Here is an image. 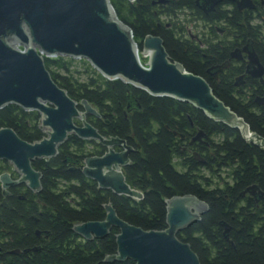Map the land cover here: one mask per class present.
Returning a JSON list of instances; mask_svg holds the SVG:
<instances>
[{"label":"trees","instance_id":"obj_1","mask_svg":"<svg viewBox=\"0 0 264 264\" xmlns=\"http://www.w3.org/2000/svg\"><path fill=\"white\" fill-rule=\"evenodd\" d=\"M156 1L109 0L117 19L130 29L138 52L143 51L142 42L147 36L159 38L170 62L204 79L214 96L241 118L252 134L264 140V110H254V97L243 92V88L234 87V79L243 72V67L237 65L217 80L207 73L227 61L230 52L248 38L260 41L257 27L248 24L254 17L232 13L238 37L230 43L210 39L200 47L188 35L187 27L192 21L183 16L184 11L194 9V0H169L165 6L155 4ZM216 15L210 24L225 18L219 12ZM255 51L264 57V45ZM43 62L51 79L78 104L79 111H83L79 105L83 100L96 110L99 118L87 116L86 122L102 137L117 139L127 148L129 163L121 171L128 186L141 193V199L101 190L86 179L82 175L84 160L100 157L106 149L97 142L68 135L58 147L56 157L31 163L41 174V190L32 193L21 184L9 191L10 204L18 207L13 210L0 207V242L7 237V231L12 238L22 241L16 245L17 249L39 250L2 261L4 252L11 249L7 242L1 247L0 264H134L129 260L107 261L117 255L116 228H111L104 238L86 241L74 233V226L104 221V206L109 204L121 221L146 232H162L167 229L166 202L188 195L205 202L209 210L177 232L176 238L190 247L200 264H264V248L239 246L234 251L216 229L218 219L224 218L222 193L226 190V187L219 189V181L222 177L235 181L231 190L235 196L238 189L251 184L264 190V150L246 142L238 130L207 118L189 103L152 96L119 79L107 80L85 61L81 62L90 72L85 79L74 76L72 58L43 57ZM40 118L36 111L7 105L0 109V129H11L19 139L33 144L44 137ZM74 123L80 125L78 121ZM198 132L204 134L209 148L194 145L192 153L183 152L184 141ZM181 135L185 140L180 139ZM193 153L204 163L195 160ZM10 171L7 163L1 161L0 176ZM2 197L0 184V204ZM24 214L28 216L26 222ZM35 229L42 232L40 240L33 235Z\"/></svg>","mask_w":264,"mask_h":264},{"label":"water","instance_id":"obj_2","mask_svg":"<svg viewBox=\"0 0 264 264\" xmlns=\"http://www.w3.org/2000/svg\"><path fill=\"white\" fill-rule=\"evenodd\" d=\"M167 3L158 0V4ZM195 3L206 13L218 1L196 0ZM237 7L239 11L251 8L246 1L237 3ZM10 41L23 49L13 47ZM142 50L149 53L146 67L139 60L130 29L117 19L109 0H0V109L16 105L25 111L38 112L40 129L45 130L46 136L30 144L11 129H0V161L8 163L19 175L16 181L7 173L0 176L4 199L9 195L8 189L17 184L38 193L41 174L31 163L56 157L58 147L71 134L106 149L102 156L84 160L82 175L86 179L95 182L101 190L141 199V193L128 186L121 171L129 163L127 148L117 139L102 137L86 122L87 116L99 118L98 113L85 100L79 104L83 111H79L78 104L51 79L43 57L84 59L107 80L119 79L152 96L189 103L214 122L238 130L246 142L264 146V140L252 134L244 121L214 96L204 79L169 61L159 38L147 36ZM241 54L247 58L246 74L263 83L264 68L255 51L246 45L233 51L230 57L239 60ZM223 68H211L207 73L215 77V71ZM254 102L264 107V96L255 98ZM202 138L204 134L198 132L191 142H200ZM115 148L122 151L116 152ZM193 156L200 164L204 163L197 154ZM166 205L167 229L162 232H146L121 221L109 204L104 206V221L78 224L73 231L90 241L104 238L111 228H116L117 255L109 257L108 262L200 264L190 247L176 238V233L198 221L197 209L201 204L192 196H184L174 197Z\"/></svg>","mask_w":264,"mask_h":264},{"label":"flooded vegetation","instance_id":"obj_3","mask_svg":"<svg viewBox=\"0 0 264 264\" xmlns=\"http://www.w3.org/2000/svg\"><path fill=\"white\" fill-rule=\"evenodd\" d=\"M166 1H168L167 4H158V0H157L155 4L165 6L169 4V0ZM195 1L196 0H194V9H192L191 11H184L183 13L185 14V18L187 21H192L189 24L197 21V23L200 22L203 29H205V31L202 32L201 35H197V34L192 35L187 29L190 39H192L200 47H204L205 42L209 41L210 39H216L215 40L216 42L223 41L226 43H230L232 42L233 39L238 37L237 25L236 23H234V21L231 20L232 13L234 14L237 13L239 14L240 17H245L247 15L254 17L253 20H251L250 22L248 21V24L257 27L260 41L257 43L256 40L252 38H248L245 44H243L241 47H236L234 50L230 52V55L233 51L241 50L246 45H249L254 51L256 47H259V45H264V0H217L218 3L213 7L212 11L206 13L202 9H199L196 6ZM245 1L251 6V8L245 7L241 11H239L237 7V3L243 4ZM217 12H219V14L224 15L225 18L216 24L215 23L210 24L209 21L210 20L212 21L213 17L217 16L216 15ZM199 18H201V20ZM202 19H204L205 21ZM212 28L215 30L214 34L212 33ZM215 41L213 42L215 43ZM230 55L227 61L212 67L215 68L218 66H224L222 70L215 71L216 73L215 77H211L209 74L208 75L211 78L217 80L220 75H222L223 73L229 70H232L235 66L237 65H239V67L242 66L243 72L240 73L237 77H235L234 87L243 88V92H246L250 97L253 96L254 100L257 97L264 96V90H263L264 76L262 79L263 80L262 83L260 79H254L250 77L248 74H246L247 58L245 54H241L239 60L231 58ZM256 55L259 59L260 64L264 68V61H263L264 57L258 55L257 53ZM236 83H242V85L236 86ZM254 100H253V104H254L253 109L258 111L264 110V107H260L256 105ZM190 127H192L191 124ZM180 139L185 140V137L181 135ZM191 140L189 139L187 142L184 141L183 152L192 153L190 149H192L194 145H200V147L205 145L204 147H206V149L209 148L206 138H202L200 142H191ZM256 147L264 150V146L260 145ZM116 149L119 150V148ZM9 176L11 180L13 181L17 180L14 179L13 176L11 175ZM219 176H221V173H219ZM222 178L219 181V185H220L219 189L221 187H226L224 193H222V190L220 191V193L224 194L223 199L225 201V205L222 207V213L224 215V218L218 219L216 225L217 232L219 231L220 237L230 247H232L234 251H237V248L239 246L250 248L251 246L254 245L255 247L264 248V190L258 184H251L243 189H238L237 195L235 196L233 193H231V190L235 187V181H233L231 178L225 180ZM18 186L20 185L17 184L14 187L9 188L8 193L9 191L11 192L12 190H15ZM10 196L11 194L9 193V195L5 199L2 197L3 200L0 204V207L2 209L13 210L14 208L18 207L16 205L10 204L9 202ZM195 199L201 204L197 209L200 219L201 217H203L205 214L208 213L209 209L205 202L200 201L197 198ZM18 200L21 201L22 197H18ZM27 217H28L27 214L22 215V218L25 219V222ZM6 218H8V216H6ZM5 234H7V237L2 239L0 242V252L2 251L1 248L2 245L7 242H9L11 246L9 247L11 249L6 250L4 252V254L1 256L2 261H6L7 259L8 261H10L12 257L17 258L20 254L22 253L24 254L26 251L32 254L39 250V248H35V247L27 250L26 249L19 250L17 249L16 245L22 243V241L19 242L15 240L10 236V234L7 231L5 232ZM33 235L38 240L42 238V232L39 231L38 229L33 230ZM12 253H16V254H12Z\"/></svg>","mask_w":264,"mask_h":264},{"label":"rangeland","instance_id":"obj_4","mask_svg":"<svg viewBox=\"0 0 264 264\" xmlns=\"http://www.w3.org/2000/svg\"><path fill=\"white\" fill-rule=\"evenodd\" d=\"M183 16L185 18V14H183ZM181 17L182 16L180 15V18ZM187 29L192 35H194V34L201 35L202 32L205 31V29H203L201 23L200 22L197 23V21L194 22V23L189 24ZM10 44H12L13 47H16V48H18L20 50L23 49V47L20 44L14 43L12 41H10ZM138 57H139V60H140L141 64L146 67V65L148 63L149 53L148 52L143 53V51L142 52H138ZM74 60H75V63L73 65V74H74V76L76 78H79V79H85L87 77V75L90 74L89 70L86 68V65L81 62V61H85V60L84 59H74ZM85 62H87V61H85ZM79 124H80V122H79ZM41 131H42L44 137H46L45 134H44L45 130L42 129ZM7 165L9 167V169L11 170L7 174L13 176L14 179H18L19 175L14 171L13 167H11L8 163H7Z\"/></svg>","mask_w":264,"mask_h":264}]
</instances>
